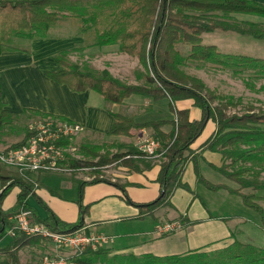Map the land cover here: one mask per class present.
<instances>
[{"label":"trees","instance_id":"16d2710c","mask_svg":"<svg viewBox=\"0 0 264 264\" xmlns=\"http://www.w3.org/2000/svg\"><path fill=\"white\" fill-rule=\"evenodd\" d=\"M206 12L243 13L264 17V6L246 0H0V55L6 52L21 51L30 53V44L34 40L49 39L53 30L68 25L73 33H82L94 45H119L120 52L138 58L148 71L143 87L123 83L112 77L108 71H89L78 64L68 61L69 51L56 56V62L62 67L58 72L45 73L47 77L60 85H66L76 93L92 90L100 94L110 104H123L134 95L150 98L154 101L167 98L170 110L176 115V121H156L136 123L133 116L114 114L109 135L131 137L134 131L143 128L152 130V136L160 145V154L164 159L157 178L160 195L148 203H136L130 199L124 188V200L139 210V219L165 208H172V197L178 188L189 190L183 181L189 160L194 163L197 181L207 189L218 192L226 190L241 197L248 208L261 216L264 231V112L253 110L245 114L228 113L225 100L215 105V98L206 91L205 84L181 70L185 61L212 63L223 69L241 66L264 75V58L246 55H228L214 45L202 42V34L217 27L206 24L203 14ZM229 29L254 38L264 39V28L247 25H233ZM189 47L183 56L180 47ZM193 100L200 109V119L191 120L187 109L178 110L176 103ZM33 112V110H26ZM42 118H56L62 122L69 120L51 114L38 112ZM20 116L11 114L3 102L0 87V136L5 127L18 121ZM209 122L216 124L215 132L203 144V148L221 154L223 165L213 168L225 178L234 181L239 189L224 184H213L205 179L201 172L199 158L192 153V145L203 134ZM171 125L168 133L161 128ZM29 128L25 137L12 147L23 145L29 137ZM69 145V142L64 143ZM94 150V149H93ZM88 153L95 155L92 149ZM130 154L113 155L107 162L123 161ZM193 155V156H192ZM105 160L99 165L107 164ZM71 167L79 164L68 159ZM97 164V165H98ZM0 180L3 186L0 192V241L6 236L5 230L11 226L9 217L22 211L32 210L28 198L33 196L48 213L45 223L60 232H75L85 227L84 216L87 208L80 202V218L76 223L61 221L34 193V187L21 179L16 173L8 172L0 165ZM108 182L95 178L89 184ZM80 184V196L83 186ZM14 188L19 189L15 206L3 210L6 198ZM250 190L248 193L243 191ZM33 211V210H32ZM34 213V211H33ZM35 214V213H34ZM181 227L193 225L186 217L180 216ZM231 218L223 219L228 222ZM45 240L26 237L20 233L3 248L5 255L0 264H21L19 251L25 246H41ZM103 249H88L74 258L85 264H264V247L233 240L232 243L217 249L208 247L189 251L179 255L141 256L120 255L109 257Z\"/></svg>","mask_w":264,"mask_h":264},{"label":"crops","instance_id":"0c3cea01","mask_svg":"<svg viewBox=\"0 0 264 264\" xmlns=\"http://www.w3.org/2000/svg\"><path fill=\"white\" fill-rule=\"evenodd\" d=\"M246 1L264 6V0ZM203 15V20L207 24L222 27L204 32L202 42L206 45H214L222 53L228 55H241L235 54L234 49L231 48L230 44L232 41L235 42L234 39L251 37L229 29L230 26L261 27L255 21L259 17L256 15L222 12H206ZM223 40H226L222 43L225 44L224 46L219 43ZM64 51H71L73 55L78 54L76 63L82 68L89 67L90 71H110L111 75L110 66L113 62H128L129 59L135 58L122 54L119 45L98 46L91 43L90 40L88 43L87 37L82 33L34 40L30 44V53L21 51L3 53L0 55V73H8L6 80L8 89L2 80H0V87L5 107L11 114L22 117L29 109L33 110V112H28L31 118L41 117L38 112L65 118L83 127V138L94 140V143L103 139L108 141L118 139L117 149L123 153L132 154L131 156L137 154L135 152L137 138H153V131L143 128L134 131L130 138L109 136L114 114L133 115L135 122L139 124L162 120L176 121V115L170 110V101L167 98L148 101L143 96L134 95L123 104H110L95 91L76 93L66 85L56 83L45 73L58 72L62 69L55 58ZM94 52L99 54L93 57L92 53ZM113 77L117 78V74H114ZM175 105L178 110H189L191 120L200 119L201 111L195 106L193 100L178 101ZM141 108L145 109L141 110ZM171 129V125H166L161 128V131L168 133ZM215 130L216 124L209 122L191 149L193 155L199 158L200 168L205 179L211 183L216 180L215 184H225L224 180L218 182L220 176L213 168V166L220 167L222 165L221 154L203 148V144ZM133 139L134 141L131 142ZM128 141L131 143L129 144ZM163 160L161 155L131 157L129 163L121 165L111 179L104 178L108 181L107 183L96 184L88 183L94 177L90 178L81 173L72 175L71 172L60 171L22 175L16 170L13 171L21 179L31 184L34 187V193L49 210L65 223H76L79 220L81 202L87 208V213L84 216V231L90 235H102L109 238L108 243L101 247L110 254L109 257L129 254L135 256L144 254L179 255L205 247L221 248L226 246L223 244L229 241L232 243L234 239L231 238V228L228 226L231 220L224 222L223 219L226 218L214 212L209 215L202 207L200 200L193 195L197 180L192 160H189L183 177V181L191 188L192 193L182 188L176 189L172 197V204L176 207V211L169 208V210L161 211H166L165 213L157 212L154 216H147L141 219L143 221H140L139 210L125 202L121 187L136 203L154 201L160 195L157 178ZM81 183H88L83 186L82 196H80ZM18 193L19 189L14 188L4 201V211L11 210L15 206ZM11 196L14 197V200L7 203ZM178 198L181 204L179 207L176 206ZM28 204L34 211L37 220L48 218V213L43 205H40L33 196L28 198ZM180 216H186L193 225L180 227L170 234H162L158 231V225L166 223V219L179 222L177 219ZM31 247L41 250L39 246ZM49 248L51 249L50 246Z\"/></svg>","mask_w":264,"mask_h":264},{"label":"rangeland","instance_id":"374dc122","mask_svg":"<svg viewBox=\"0 0 264 264\" xmlns=\"http://www.w3.org/2000/svg\"><path fill=\"white\" fill-rule=\"evenodd\" d=\"M251 15L254 16L253 14ZM255 21L258 23V25L264 28L263 16H259L257 19H255ZM70 34H72V32L66 24H64L62 27L56 28L52 32V35L54 36H63ZM234 40L235 42L230 41V45L231 48L234 49L235 54L246 55L254 58H264V39L254 37H241ZM223 42H226V40L219 42L220 45L224 46L225 44H222ZM232 43L235 45H233ZM180 49L182 51L183 56H186L189 52V47L181 46ZM97 54L99 53L94 52L92 53V56L94 57ZM77 55L78 54L73 55L70 51L67 55L68 61L73 64H78L76 63L78 62ZM129 60L130 61L128 62H113L110 66L112 75L114 76V74H117V78H114L123 83L140 87L145 86V75L147 74L148 69L143 66L137 58ZM84 69H87L89 71L91 70V68L89 67H86ZM181 70L187 75L192 76L193 78L200 79L205 84L206 91H208L216 99L214 103L215 105H218L220 104V101L225 100V104H228V113H237L242 115L249 110H253L257 113L264 112L263 74L241 66L227 67L223 69L222 67L215 66L212 63H199L187 60L185 61V64L181 67ZM7 79L8 73H0V80H2V82L6 85V89H8L6 82ZM147 99L148 101L151 100L150 98ZM144 109L145 108H141V110ZM45 119L59 120L56 118H31L29 117L28 112H25V115L20 117L18 121H15L11 125L5 127L3 133L0 136V147H11L13 144L19 142L25 137L30 125ZM261 128L264 129V126H261ZM82 133L83 132L77 134L73 138L66 141L69 142L68 149H66L67 158L65 162L66 164H64L61 171L71 172L72 175H77L81 173L89 176L90 178L94 177V179L100 177H102L103 179H111L112 176L116 174V172H118V168L123 165V161H111L109 163L106 160H109L113 155L127 153H123L120 149H117L118 139H113L112 141L103 139L98 140V142L94 143V140L83 138ZM133 141L134 139L131 142ZM128 142L129 144L131 143L130 141ZM87 149H92V152H94L95 155H91L90 153H88ZM135 152H138L137 146L135 147ZM69 158L74 161H77L79 164H77L76 167H71L68 163ZM126 158L127 156H123L122 159ZM101 160H105L107 164L99 165L98 163ZM7 170L8 172H10V174L15 173V171H13L14 169L12 168H7ZM217 174L220 176L218 182H222L221 180H224V183L227 186L233 189H239V185L237 183L228 180L218 171ZM194 175L196 177L195 171ZM214 181L215 182H212L213 184L217 182L216 180ZM0 184L2 188L4 184L1 180ZM187 191L192 193L191 188H189V190ZM218 192H213L207 189L205 186H203L197 181V184L195 186V192L193 195L198 200H200L202 207L209 215H211L210 213L213 214L214 212L217 215L220 214L224 216L225 218H231V221H229L230 223H228V226L231 228V238L244 243L253 244L257 247H264V231L261 225V216L254 210L245 206L241 197L230 194L226 190H223V192H221L220 190V193ZM243 192L248 193L250 192V190H245ZM13 200L14 197L11 196L7 200V203L12 202ZM176 202V206L179 207L181 205L179 198L176 199ZM162 210H169V208L165 207L157 212H161ZM173 210L176 211V207H174ZM177 220H180L179 217ZM140 221L143 220L140 219ZM165 221L166 223L172 222V220L169 219H166ZM12 240L13 239H11V237L5 236L0 241V261L5 257L2 252V249L8 247ZM230 242L231 241L224 243L223 245H227ZM39 247L41 248V250L34 249L30 245L23 247L19 251L20 263L42 264L43 256L49 252L50 248L47 242H44ZM64 254L68 257L75 256V253L70 250L64 251ZM106 255L109 256L110 254L107 253Z\"/></svg>","mask_w":264,"mask_h":264},{"label":"built area","instance_id":"2783aa9c","mask_svg":"<svg viewBox=\"0 0 264 264\" xmlns=\"http://www.w3.org/2000/svg\"><path fill=\"white\" fill-rule=\"evenodd\" d=\"M80 124L45 119L29 126V137L19 147H0V165L16 170L19 174L60 172L66 164V141L83 131ZM138 152L134 156L156 157L161 155L160 143L151 137L137 138ZM134 156H127L131 158ZM11 226L5 235L15 238L18 233L26 237L45 240L51 249L43 256L42 264H85L74 257H68L64 251L70 250L82 254L88 249L98 250L107 244V236L87 234L84 229L75 232L55 231L45 223L37 221L32 210H25L9 217ZM181 227L179 222L159 225L158 231L170 234Z\"/></svg>","mask_w":264,"mask_h":264}]
</instances>
